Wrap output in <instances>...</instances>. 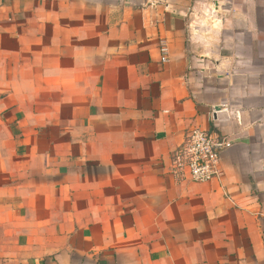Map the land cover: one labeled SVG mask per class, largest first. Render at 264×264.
<instances>
[{
  "label": "crops",
  "instance_id": "1",
  "mask_svg": "<svg viewBox=\"0 0 264 264\" xmlns=\"http://www.w3.org/2000/svg\"><path fill=\"white\" fill-rule=\"evenodd\" d=\"M0 264H264V0H0Z\"/></svg>",
  "mask_w": 264,
  "mask_h": 264
},
{
  "label": "built area",
  "instance_id": "2",
  "mask_svg": "<svg viewBox=\"0 0 264 264\" xmlns=\"http://www.w3.org/2000/svg\"><path fill=\"white\" fill-rule=\"evenodd\" d=\"M162 62L167 63L168 47L162 43ZM230 136L196 128L172 155L174 174L197 184H208L218 175L222 154L233 146Z\"/></svg>",
  "mask_w": 264,
  "mask_h": 264
}]
</instances>
